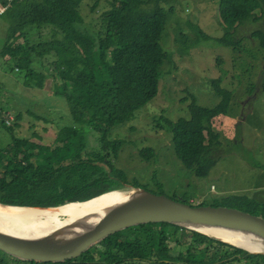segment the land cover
Instances as JSON below:
<instances>
[{"label":"trees","instance_id":"16d2710c","mask_svg":"<svg viewBox=\"0 0 264 264\" xmlns=\"http://www.w3.org/2000/svg\"><path fill=\"white\" fill-rule=\"evenodd\" d=\"M84 1L15 0L14 6L0 15L5 22L0 32L1 71L21 75L25 88L38 91L53 80L51 95L64 98L69 106V113L53 111V120L29 112L34 123H30L28 137L20 138L15 132L21 126L22 112L10 125L9 117L2 121L1 129L11 136L5 146L0 138L3 204L60 206L112 191L131 193L126 192L128 184L140 186L137 181L129 183L127 174L116 167L124 143L109 136L160 94L164 67L172 61L162 44L170 16L164 4L169 0H92V12L101 11L95 34L81 28ZM262 19L264 0H220L218 20L225 32L223 37L212 38L200 25H190L197 43L200 39L212 41L215 46L239 51L244 42L242 26ZM252 38L259 40V55H264V30H255ZM261 72L264 93V66ZM225 75L212 81L215 92L223 98L214 108L200 106L190 94L183 100L188 103V119L173 120L163 114L156 121L161 131L173 135L177 156L198 177L209 175L217 164L215 150L223 145L214 122L230 112L235 94L223 87ZM50 128L56 130L53 141L43 134H49ZM90 132L93 136L88 135ZM88 138L98 144L94 151L87 149ZM155 154L151 148L143 151L146 160ZM182 200L196 204L193 199ZM212 205L264 216V203L249 195H230ZM173 242L180 249L187 248L174 255ZM233 262L264 264V255H253L174 224L151 223L119 232L77 259L47 264ZM0 264L37 263L0 252Z\"/></svg>","mask_w":264,"mask_h":264},{"label":"rangeland","instance_id":"374dc122","mask_svg":"<svg viewBox=\"0 0 264 264\" xmlns=\"http://www.w3.org/2000/svg\"><path fill=\"white\" fill-rule=\"evenodd\" d=\"M93 3L86 0L81 7L84 16L81 28L91 34L99 30L101 13L92 12ZM219 3L220 0H169L164 4L170 10V16L162 44L172 55V61L164 67L159 96L133 115L127 124L110 133L111 140L121 139L124 143L115 164L127 174L129 183L137 181L140 184L138 188L176 199L214 204L224 197L239 194L264 203V93L261 91L264 55H259V40L252 38L255 30H264V19L242 26L240 33L244 42L239 51L215 46L212 41L198 39L201 42L197 43V35L190 23L200 25L203 32L212 38L224 36L218 20ZM3 24L5 22L0 17V32ZM223 75L226 77L223 87L235 92L230 112L214 122V131L223 145L215 150L217 164L209 175L198 177L177 156L173 135L161 131L156 121L163 114L173 120L188 119V103L183 100L190 94L200 106L214 108L223 98L215 92L212 81ZM20 76L2 72L0 68L2 146L9 142L11 136L1 129V123L8 117L13 123L18 112L23 113V120L19 122L21 126L15 131L20 138L30 136V123H34V117L29 112L50 116V120H53L52 112L55 110L56 113H60V109L62 113H69L67 101L51 95L54 92L53 80L38 91L25 88ZM55 132L50 128L49 134H43L48 141H53ZM88 135L93 136V133ZM87 140L90 141L87 149L94 151L98 144L89 138ZM150 148L156 156L146 160L143 151ZM127 186L126 192L136 190L133 185ZM125 194L129 193L120 192L122 196ZM62 221H67V218L63 217ZM171 247L176 255L187 245L180 249L173 242ZM226 251L224 249V253Z\"/></svg>","mask_w":264,"mask_h":264},{"label":"water","instance_id":"95a60500","mask_svg":"<svg viewBox=\"0 0 264 264\" xmlns=\"http://www.w3.org/2000/svg\"><path fill=\"white\" fill-rule=\"evenodd\" d=\"M0 205L17 206L1 202ZM56 207L59 206L37 208ZM151 223L174 224L234 245L251 254L264 255V216L232 206L193 205L138 187L120 203L109 207L98 223L78 234L67 228L46 238L28 239L0 231V252L37 264L61 263L79 258L119 232ZM75 225L76 222L71 226ZM201 227L243 233L255 240L263 251L253 253L234 242L200 231Z\"/></svg>","mask_w":264,"mask_h":264},{"label":"bare ground","instance_id":"6f19581e","mask_svg":"<svg viewBox=\"0 0 264 264\" xmlns=\"http://www.w3.org/2000/svg\"><path fill=\"white\" fill-rule=\"evenodd\" d=\"M127 195L112 191L88 201L68 203L56 208L0 205V231L28 239L46 238L67 228L78 234L98 223L109 207L120 203ZM63 217L67 221H62ZM75 222L76 225L71 226ZM199 230L234 242L253 253L263 251L255 240L240 232L205 227Z\"/></svg>","mask_w":264,"mask_h":264},{"label":"built area","instance_id":"2783aa9c","mask_svg":"<svg viewBox=\"0 0 264 264\" xmlns=\"http://www.w3.org/2000/svg\"><path fill=\"white\" fill-rule=\"evenodd\" d=\"M14 2H15V0H6L5 3H0V15L5 13L9 8H12L14 6ZM9 119H11V117H9ZM7 122H8V125H10L11 121L8 120ZM198 203H200V202L198 201Z\"/></svg>","mask_w":264,"mask_h":264},{"label":"clouds","instance_id":"9594fccd","mask_svg":"<svg viewBox=\"0 0 264 264\" xmlns=\"http://www.w3.org/2000/svg\"><path fill=\"white\" fill-rule=\"evenodd\" d=\"M84 2H85V1H84ZM200 203H201V202H200ZM200 203H197V204H193V203H192V204H193V205H199Z\"/></svg>","mask_w":264,"mask_h":264}]
</instances>
